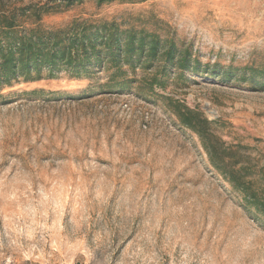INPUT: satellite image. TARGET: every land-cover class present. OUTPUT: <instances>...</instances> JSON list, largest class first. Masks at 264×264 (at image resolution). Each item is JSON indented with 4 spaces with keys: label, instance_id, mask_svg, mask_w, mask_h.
Listing matches in <instances>:
<instances>
[{
    "label": "rangeland",
    "instance_id": "1",
    "mask_svg": "<svg viewBox=\"0 0 264 264\" xmlns=\"http://www.w3.org/2000/svg\"><path fill=\"white\" fill-rule=\"evenodd\" d=\"M12 13L26 28L146 29L191 47L200 70L163 77L158 60L126 66L136 82L122 90L108 86L114 68L5 87L0 264H264V214L211 166L176 107L202 112L264 195V87L241 75L264 67V0H0ZM154 77L163 88L148 89Z\"/></svg>",
    "mask_w": 264,
    "mask_h": 264
},
{
    "label": "trees",
    "instance_id": "2",
    "mask_svg": "<svg viewBox=\"0 0 264 264\" xmlns=\"http://www.w3.org/2000/svg\"><path fill=\"white\" fill-rule=\"evenodd\" d=\"M111 1L114 0H98V3ZM158 60H163V77L168 67H177L181 71L200 70L199 58L191 47L179 46L174 39L163 40L158 33L146 29H123L115 23L90 24L76 20L67 28L43 30L39 26L24 27L14 13L0 15V92L19 82L21 77L29 80L46 70L51 75L63 70L80 76L94 73L96 68H114L108 86L110 90H122L136 82L126 77V66L134 68L140 64L150 67ZM217 66L216 63L207 64L206 68H215L213 72H216ZM229 69L231 71L218 73L222 74L223 80L235 76L233 68ZM241 69L243 80L264 87V82H258L264 76V67L252 64ZM146 83L149 90H153L154 84L161 88L164 86L163 81L156 77ZM176 107L180 122L202 140L211 166L230 185L240 190L249 204L264 214L263 193L253 188L252 181L248 179L249 169L239 167L245 162L243 155L225 145L213 133L212 123L202 112L181 104Z\"/></svg>",
    "mask_w": 264,
    "mask_h": 264
},
{
    "label": "built area",
    "instance_id": "3",
    "mask_svg": "<svg viewBox=\"0 0 264 264\" xmlns=\"http://www.w3.org/2000/svg\"><path fill=\"white\" fill-rule=\"evenodd\" d=\"M73 264H91V263L87 260H81V261H78V262L73 263Z\"/></svg>",
    "mask_w": 264,
    "mask_h": 264
}]
</instances>
